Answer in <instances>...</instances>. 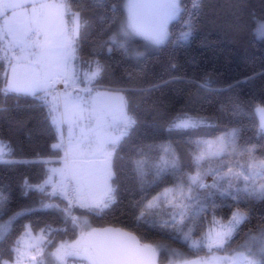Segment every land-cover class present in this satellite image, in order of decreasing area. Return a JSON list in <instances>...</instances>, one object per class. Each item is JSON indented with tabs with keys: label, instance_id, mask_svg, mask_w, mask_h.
<instances>
[{
	"label": "snow or ice",
	"instance_id": "snow-or-ice-1",
	"mask_svg": "<svg viewBox=\"0 0 264 264\" xmlns=\"http://www.w3.org/2000/svg\"><path fill=\"white\" fill-rule=\"evenodd\" d=\"M202 2L191 0L189 8L184 0H0V115L10 110L8 101L30 97L29 107L41 112L56 141L51 148L59 165L50 167L52 159L39 153L35 160H18L11 142L0 137V164H39L42 172L38 181L25 176L20 185L24 195L39 194V210L15 211L10 195L0 191V264H158L166 246L142 243L122 228H93L87 218L117 205L125 159L136 181L128 207L137 224L182 247L207 250L193 260L168 248V264H264V219L233 247L251 223L250 206L264 204V143L241 144L239 129L226 128L211 140H184L192 146L187 158L175 141L132 145L142 121L128 94L152 89L121 86L102 59L114 50L125 58L143 56L131 43L141 38L163 44L169 22L182 12L188 19L180 39L187 41L204 15ZM97 8L105 12L102 31H115L85 58L89 14ZM212 83L205 76L195 86L208 92ZM219 111L235 116L241 106L228 98ZM258 112L264 115V108ZM214 126L211 117L181 111L164 127L183 139L185 130ZM258 135L264 141V119ZM126 147L125 158L120 152ZM37 211L54 218L30 219L15 234L20 218ZM69 230L76 239H57Z\"/></svg>",
	"mask_w": 264,
	"mask_h": 264
},
{
	"label": "trees",
	"instance_id": "trees-1",
	"mask_svg": "<svg viewBox=\"0 0 264 264\" xmlns=\"http://www.w3.org/2000/svg\"><path fill=\"white\" fill-rule=\"evenodd\" d=\"M184 3L191 8V0H184ZM202 8L204 15L198 29L187 41L180 39V34L187 31L188 19L187 13L182 12L171 22L170 35L164 44L152 45L141 38L131 43L130 49L142 52L143 56L125 58L120 50H114L111 55H103L102 59L110 66V78L118 81L121 86L152 89L145 95L137 92L128 94L130 105L142 121L132 137V145H158L175 141L173 147L178 154L187 158L192 146L184 143V140L190 137L211 140L226 128L239 129L238 142L241 144L264 143L258 135L260 124L255 113L257 105H264V36L257 35L259 27L264 23V0H203ZM120 12L122 16L125 14L123 2ZM89 15L91 24L82 44V55L85 58L115 31V27L107 32L102 31L105 24L99 17L105 15L104 9L97 8ZM173 64L174 68L171 67ZM129 74L131 79L128 78ZM205 76L212 78L213 90L205 92L201 89L198 92L196 82ZM153 85L158 87L153 88ZM228 98L240 103L241 112L238 115L233 116L230 111H219L221 103ZM30 102V97L8 101L6 107H10V110L0 115V137L11 142L16 149V159L32 161L36 159V153H39L52 159L53 163L49 165L52 167L58 164L55 163L58 157L51 148L56 141L49 134L41 112L29 107ZM181 111L211 117L215 126L185 130L183 139L177 134L170 136L164 126L170 116ZM128 154V147L120 152V156L125 158ZM120 163L124 172L119 201L109 212L98 216L89 215L87 218L91 227H121L135 233L146 244L166 246L159 251L161 264L168 263V248L177 249L188 259L204 256L206 249L197 252L182 247L148 225L137 224L128 207L131 193L136 188L135 177L126 159ZM41 174L39 164H0V191L10 195L13 210L19 211L26 207L39 210V194L24 195L20 185L23 177L27 176L36 182ZM208 182H211L210 178ZM136 195L138 197L139 193ZM250 208L251 223L244 226L243 231L234 238L233 247L242 243L244 233L255 230L261 219H264V204L257 202ZM53 218L50 213L41 211H37L35 216L20 218L15 234L30 219ZM77 234L69 230L67 235L61 234L57 239L74 240Z\"/></svg>",
	"mask_w": 264,
	"mask_h": 264
},
{
	"label": "rangeland",
	"instance_id": "rangeland-1",
	"mask_svg": "<svg viewBox=\"0 0 264 264\" xmlns=\"http://www.w3.org/2000/svg\"><path fill=\"white\" fill-rule=\"evenodd\" d=\"M178 17H179V16H177L175 19H177ZM175 19H174V20H175ZM172 21H173V20H172ZM172 21L169 22V26H170V24H171ZM262 25H264V23H262L261 26H262ZM261 26L259 27V29H258V31H257V35H258V37H262V36H264V32H261V31H260ZM166 41H167V39L165 40V42H166ZM147 42H148V41H147ZM165 42H164V43H165ZM149 43H150V42H149ZM164 43H163V44H164ZM160 45H162V44H160ZM156 46H159V45H156ZM259 108H264V105H257V106L255 107V113H256V116H257V118H258V120H259V124H261L262 119H264V115H262L261 113L258 112V109H259ZM65 130H66V126H65ZM53 166L58 167L59 165H58V164H55V165H53ZM221 255H223V254H221ZM167 264H168V263H167Z\"/></svg>",
	"mask_w": 264,
	"mask_h": 264
},
{
	"label": "water",
	"instance_id": "water-1",
	"mask_svg": "<svg viewBox=\"0 0 264 264\" xmlns=\"http://www.w3.org/2000/svg\"><path fill=\"white\" fill-rule=\"evenodd\" d=\"M109 227H114V228H121V227H115V226H107V227H95V228H109ZM123 229V228H122ZM125 231H128V230H126V229H124ZM130 232V231H129ZM133 233V232H132ZM134 235H136L135 233H133ZM137 236V235H136ZM138 237V236H137ZM139 238V237H138ZM140 239V238H139ZM142 243H144V242H142ZM146 244V243H145ZM157 261H158V264H161L160 262H159V254H158V256H157Z\"/></svg>",
	"mask_w": 264,
	"mask_h": 264
}]
</instances>
